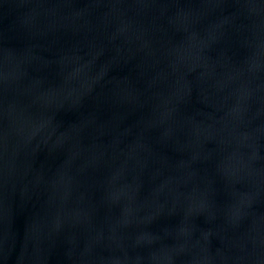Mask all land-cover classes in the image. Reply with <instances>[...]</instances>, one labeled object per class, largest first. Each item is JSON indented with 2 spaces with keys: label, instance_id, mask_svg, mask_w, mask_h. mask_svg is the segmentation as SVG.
Here are the masks:
<instances>
[{
  "label": "water",
  "instance_id": "obj_1",
  "mask_svg": "<svg viewBox=\"0 0 264 264\" xmlns=\"http://www.w3.org/2000/svg\"><path fill=\"white\" fill-rule=\"evenodd\" d=\"M0 264H264V0H0Z\"/></svg>",
  "mask_w": 264,
  "mask_h": 264
}]
</instances>
